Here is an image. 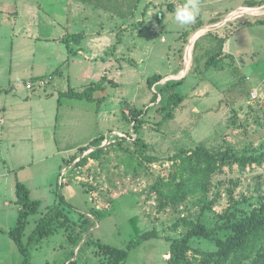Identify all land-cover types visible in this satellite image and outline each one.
I'll return each instance as SVG.
<instances>
[{"label": "rangeland", "instance_id": "rangeland-1", "mask_svg": "<svg viewBox=\"0 0 264 264\" xmlns=\"http://www.w3.org/2000/svg\"><path fill=\"white\" fill-rule=\"evenodd\" d=\"M258 1L199 0V15L206 19V12H217L225 17L242 6L254 2L259 5ZM262 7L264 10V3ZM239 20L230 25L234 27ZM240 27L235 25L234 30L228 31L236 30V38L241 40L238 49L245 51L241 64L234 61L235 69L207 75L204 65L217 50L206 53L211 36H203L197 46L196 74L187 76L183 85L171 93L168 90L172 88L162 91L165 80L157 82L161 86L148 83L156 74L153 64L146 62L138 69V60L124 61L116 81L106 77L100 81L99 91L88 92L98 96V106L96 102L67 98H61L58 104L57 93L68 89V77L54 81L53 76L41 75L37 81L50 83L38 91L43 101L24 105L26 118L20 119L24 123L16 129L20 132L10 133L9 114L3 117L5 125L0 123L4 137L0 146V264H103L104 247L127 250L133 240L146 232L155 235L129 251L127 264H173L171 245L195 225L213 228L216 223H223L221 217L228 212H236L241 218L264 209V25ZM145 28L144 33L150 32L148 26ZM178 28L152 36L159 38L160 45L161 39L166 38L162 47L172 46ZM185 28L184 33L191 32ZM222 47L223 42L221 50ZM128 64L132 66L127 67ZM28 78L24 77L23 86ZM198 85L202 90L194 91ZM56 89V98L51 100ZM253 92L259 97L252 98ZM5 105L10 109L19 103L3 94L0 110L6 109ZM16 111V107L11 108L12 113ZM88 111L102 114L92 116ZM138 111H143L139 134L134 118ZM37 115L42 120L36 121ZM29 118L34 121L28 122ZM102 136L109 139L108 143L100 139L85 148L78 149L80 146L76 145ZM54 140L58 143L54 144ZM75 146L78 147L74 151ZM201 146L220 158L228 154L256 160L245 167L226 160L219 164L207 188L187 186V199L173 205L170 195L180 180L182 163L175 157ZM58 149L67 153L58 154ZM61 179L66 183L62 184ZM17 182L25 184L33 200L41 203L38 213L29 219L23 237L29 251L27 263L10 236L19 216ZM58 208L69 220L64 223L67 218L61 215L55 226L47 228L45 237L31 240L38 222ZM198 251L211 253L217 248L206 240L193 239L183 264H204L205 257Z\"/></svg>", "mask_w": 264, "mask_h": 264}, {"label": "crops", "instance_id": "crops-1", "mask_svg": "<svg viewBox=\"0 0 264 264\" xmlns=\"http://www.w3.org/2000/svg\"><path fill=\"white\" fill-rule=\"evenodd\" d=\"M263 1L259 0V5H255L257 2H254V5L242 6L225 17L217 12L211 14L206 12V19L203 18L204 15H199L193 23L180 25L175 21L173 13L182 3L174 0H0V91H5L0 95L11 96L19 103V106L12 105L10 109L6 108L7 105L6 109L1 108L0 123L2 126L5 125L3 117L9 114L10 133L17 135L20 132L16 130L17 125L24 123L20 119L26 118L24 109L27 106L24 105L28 103L36 105L43 101L38 91L48 86L32 90L27 86L30 81H37L42 76H53L55 81V78L67 76L68 89L59 91L56 89L50 96L51 100H54L58 91L59 104L62 100L60 95L69 92L70 89L82 92L87 87L99 85L106 77L115 80L122 72L121 63L126 60L136 63L138 60L139 64L134 66L138 69L145 66L146 62L153 64L156 73L154 76L162 77L161 81L165 80L163 83L165 86L168 83L180 82L178 87L168 90L171 93L173 89H179L183 85L187 76L196 74L197 46L203 36H211L210 43L207 42L206 53L217 50L215 57L206 61L205 73L217 75L225 69H235L237 65L233 66L232 63L235 61L241 64L243 59L240 57L245 51L242 53L238 49L241 40L236 38V30L232 33L228 29L234 30L235 25L248 29L252 25L263 26ZM247 10H253L254 13H243ZM238 12L241 13L239 16H233ZM237 18L240 20L232 27L230 22ZM146 26L150 28L148 33L142 30L146 29ZM175 26H179L176 45L162 47L161 45L167 42L166 38L161 39L160 45L159 38L152 36L153 33L159 34V31L172 32ZM185 27L191 32L184 33L182 30L186 31ZM215 30L219 31L214 34ZM216 43L217 45L213 47ZM223 48L226 54L223 53ZM35 74L36 76H33ZM24 77H29L25 79L26 86L22 85ZM80 84L82 85L77 86ZM200 89L202 90L198 85V89L195 88L194 91ZM180 97L182 98L183 94ZM97 99L98 96H95L93 101L71 100L96 102L98 106ZM62 106L67 107L66 104ZM15 107L18 111L12 113L11 108ZM88 112L92 116L102 114L99 111L97 114L93 111ZM37 117L39 116H35L36 121L42 120ZM32 119L29 118L28 122L32 123L34 121ZM1 134L0 129V146L4 140ZM96 139L79 141L76 145L80 146L78 149L85 148ZM104 139L109 140L105 137ZM57 143L58 141L54 140V144ZM11 144L14 146L13 141ZM76 147L78 146H75L74 151ZM62 153L67 151L58 149V154Z\"/></svg>", "mask_w": 264, "mask_h": 264}, {"label": "trees", "instance_id": "trees-1", "mask_svg": "<svg viewBox=\"0 0 264 264\" xmlns=\"http://www.w3.org/2000/svg\"><path fill=\"white\" fill-rule=\"evenodd\" d=\"M262 24H264V21H262ZM161 80L162 77L154 76L153 79L150 78L148 80V83L153 86L154 83L156 84ZM179 85L180 82L168 83L165 87H162V91L178 87ZM90 90L97 92L100 90V85H93L84 92L69 91L60 95V98L93 101V95L88 94ZM3 92L5 91H0V94ZM154 102L156 101L154 100ZM134 114L136 121L135 130L139 133L143 126V123L139 121L143 111H138ZM102 138H97L92 144L99 142ZM137 140L140 143V139ZM175 158H180L182 163L178 171L180 180L176 185V190L170 195V201L173 205H178L187 199L189 194L186 189L187 186L198 185L207 188L212 175L218 170L219 164H223L226 160H233L240 167H245L251 161L256 160L253 159L254 157H233L228 154L220 158L202 146L194 151L177 155ZM16 196L19 216L15 228L10 231V236L25 256V263H27L30 260L29 251L23 243V237L29 225V219L38 213L41 203L33 200L31 191L22 182H17ZM61 215H63L64 219L67 218L64 220V223H66L69 218L63 214L61 208L51 210L38 222L37 228L30 236V239L33 240V238L38 236L40 240L45 237L48 234L47 228L52 227V225L55 226V223L61 220ZM221 220H223V223L218 222L213 228H208L202 224L195 225L186 235L176 239L171 245L173 264H183L193 239L206 240L217 248V251L211 253L197 252L205 257L204 264L214 262L216 264H244L246 261H251L252 264H264V209L254 210L241 218L237 217L236 212H228L221 217ZM221 234H224V236H221ZM154 235L155 233L152 232L141 234L130 243L127 250L104 247L106 260L103 264H127L129 251L151 240ZM39 240L38 242H40Z\"/></svg>", "mask_w": 264, "mask_h": 264}, {"label": "clouds", "instance_id": "clouds-1", "mask_svg": "<svg viewBox=\"0 0 264 264\" xmlns=\"http://www.w3.org/2000/svg\"><path fill=\"white\" fill-rule=\"evenodd\" d=\"M200 12L199 0H185V2L176 7L173 15L175 21L180 25H188L194 22Z\"/></svg>", "mask_w": 264, "mask_h": 264}, {"label": "built area", "instance_id": "built-area-1", "mask_svg": "<svg viewBox=\"0 0 264 264\" xmlns=\"http://www.w3.org/2000/svg\"><path fill=\"white\" fill-rule=\"evenodd\" d=\"M28 88L29 89H35V88H38V89H44L45 87L48 86V80H44V79H41V80H38L37 82H33V81H30L28 84H27ZM252 98L256 99L259 97V94L257 92H253L252 94ZM109 140H106L105 142L108 143ZM106 144V143H105ZM104 144V145H105ZM62 184H64L65 180H62ZM66 183V182H65Z\"/></svg>", "mask_w": 264, "mask_h": 264}, {"label": "bare ground", "instance_id": "bare-ground-1", "mask_svg": "<svg viewBox=\"0 0 264 264\" xmlns=\"http://www.w3.org/2000/svg\"><path fill=\"white\" fill-rule=\"evenodd\" d=\"M254 11L253 10H250L249 13H253ZM240 15V14H239ZM192 48V47H191Z\"/></svg>", "mask_w": 264, "mask_h": 264}]
</instances>
